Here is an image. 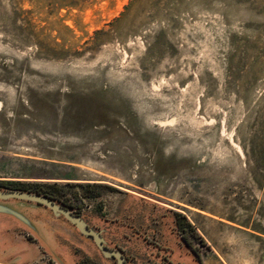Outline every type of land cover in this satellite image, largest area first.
<instances>
[{"label": "rangeland", "instance_id": "1", "mask_svg": "<svg viewBox=\"0 0 264 264\" xmlns=\"http://www.w3.org/2000/svg\"><path fill=\"white\" fill-rule=\"evenodd\" d=\"M3 181L56 184L87 222L163 247L179 212L202 264H264V0H0ZM6 205L0 264L84 252L44 209ZM144 246L124 244L132 264L166 256Z\"/></svg>", "mask_w": 264, "mask_h": 264}, {"label": "flooded vegetation", "instance_id": "2", "mask_svg": "<svg viewBox=\"0 0 264 264\" xmlns=\"http://www.w3.org/2000/svg\"><path fill=\"white\" fill-rule=\"evenodd\" d=\"M32 194H36V193H32ZM38 195L42 196L41 194ZM50 201L53 204L60 207L61 209L68 211L71 215L79 217L86 229L98 233L101 238V243L103 247L111 251L119 252L123 264H132L134 258H132V256L127 255L126 251L124 250V244H129L131 241L136 239L137 236L141 237L145 241V245H146L144 246L146 250L144 251L145 253L151 251L150 250L151 246H154L155 249L163 250L166 252V256H163L162 261H157L156 260L157 256L154 253L149 255L150 257L149 259L143 260L139 264H186L187 263L186 261L188 259L189 262H191V260L193 259V261H195V264H200L199 263L200 256L198 254V251L196 249L195 251L194 247L189 246L186 243L187 241H184L182 235H180V233L176 229L174 215H173L174 227H173V232H171V234L172 235L174 234L173 236L176 235L175 237H177L179 240L176 242L177 248H171L168 246L163 247L155 240L153 242L147 236L145 237L147 232H145V234L143 235L140 233V231L135 229V227L130 224L126 225L124 224V222L121 223L115 221L112 222L106 219L104 216L92 215L93 217L92 223L91 221L89 223L86 220L87 218L83 210L80 209L78 206H75L65 201H60V202L52 201V200ZM31 204L44 209L47 213L51 215V217H54L55 219H57V221L63 223V225H65V227L68 229V231L72 233L77 239H80V241L83 243L82 244L83 246L82 245L81 246L83 247L84 252L79 251L78 248L72 249L73 254H75L76 256L74 263L72 264H117V260L113 256L111 255L104 256L102 254V252L97 247L91 235H86L80 232V230L75 226V224L72 223L70 220H68L66 217H64L62 213L54 212L53 210H51L50 208H48L43 204H39V203H31ZM116 226L118 229V234L114 233V230H112ZM124 229L132 230L133 233L124 234ZM28 239L32 242L34 241L31 237H28ZM42 254L44 255V253ZM47 264H57V263H52L51 260H48Z\"/></svg>", "mask_w": 264, "mask_h": 264}, {"label": "trees", "instance_id": "3", "mask_svg": "<svg viewBox=\"0 0 264 264\" xmlns=\"http://www.w3.org/2000/svg\"><path fill=\"white\" fill-rule=\"evenodd\" d=\"M78 187L82 189L84 197L87 198L98 197L100 193V191L98 190L99 188H105L110 191H114V189L111 187L96 184H79ZM0 190L36 193L41 194L42 196H46L52 201L69 202V200L66 199L64 194H62L61 189L58 188L56 184H42L38 182L22 181H3L0 182ZM69 203L71 204V202ZM172 214L174 215L176 229L178 230L180 235H182L184 241H187L186 243L189 246L194 247L193 243H195V241L202 242V239L198 236L195 228L186 220L183 214L179 212H173ZM195 249L196 248L194 247V250ZM199 263L202 264L201 260L199 261Z\"/></svg>", "mask_w": 264, "mask_h": 264}, {"label": "water", "instance_id": "4", "mask_svg": "<svg viewBox=\"0 0 264 264\" xmlns=\"http://www.w3.org/2000/svg\"><path fill=\"white\" fill-rule=\"evenodd\" d=\"M11 200L43 204L47 206L48 208H50L51 210H53L54 212L62 213L64 217H66L68 220H70L72 223L75 224V226L80 230V232L86 235H91L93 237L97 247L99 248V250L102 252L104 256L111 255L117 260V264H123L119 252L111 251L103 247L101 243V238L98 233L86 229L79 217L73 216L68 211L61 209L57 205L53 204L46 197L40 196L38 194L28 193V192L0 190V209H6V210L13 211L11 208H9L10 206L6 205ZM16 214L20 216L19 213L16 212ZM20 217H23V216L21 215Z\"/></svg>", "mask_w": 264, "mask_h": 264}]
</instances>
